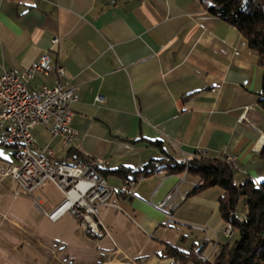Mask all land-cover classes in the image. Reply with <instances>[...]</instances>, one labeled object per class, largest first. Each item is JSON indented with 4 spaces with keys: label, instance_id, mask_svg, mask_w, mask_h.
<instances>
[{
    "label": "crops",
    "instance_id": "obj_1",
    "mask_svg": "<svg viewBox=\"0 0 264 264\" xmlns=\"http://www.w3.org/2000/svg\"><path fill=\"white\" fill-rule=\"evenodd\" d=\"M209 3L0 0V75L21 73L47 53L63 75L54 70L47 76L37 74L30 91L52 87L57 80L74 89L70 124L76 138L64 147L38 124L31 131L34 153L51 147L53 164L70 162V149L108 161L105 177L115 191L113 205L100 211L109 236L97 238L79 228L71 231L79 239L76 245L62 246L52 239L48 244L39 240L43 236L36 228L47 218L44 212L58 203L46 202L39 188L33 195L41 201V210L34 206L37 217L13 211L5 195H13L16 184L6 179L0 183V263L9 253L17 255L7 258L13 264H109L112 256L144 264L160 256L166 245L199 249L212 257L215 243L230 239L223 234L226 222L218 212L222 188L191 194L196 178L155 171L137 179L132 194L125 195L119 192L124 177L113 173L139 171L165 154L180 159L203 153L234 157L237 184L264 179V110L259 107L263 70L247 39L211 14ZM245 111L247 120L240 121ZM12 156L11 146L0 141V169L13 162ZM176 184L189 195L184 202H174L170 219L156 205ZM130 230L146 238L134 256ZM198 234L205 236L200 244L191 240ZM122 235L129 238L125 246ZM155 236L157 243L150 240ZM107 239L112 249L101 246ZM87 241L95 251L87 249Z\"/></svg>",
    "mask_w": 264,
    "mask_h": 264
},
{
    "label": "built area",
    "instance_id": "obj_2",
    "mask_svg": "<svg viewBox=\"0 0 264 264\" xmlns=\"http://www.w3.org/2000/svg\"><path fill=\"white\" fill-rule=\"evenodd\" d=\"M53 70L58 76L63 75V68L53 65L46 53L37 63L21 73L5 72L0 75V141L11 146L13 150V162L0 169V182L5 178L11 179L16 184L14 199L22 196L32 197L37 209L41 208V201L33 196L34 193L46 183H52L62 193L63 199L51 210L44 212L47 218L56 222L63 215L69 214L78 221L82 231H90L97 238H103L109 236V233L100 219V211L103 207L113 205L111 199L115 193L102 174L108 167V161L87 158L53 164L50 161L54 157L51 147L45 146L34 153L35 142L31 131L38 124L44 125L52 137L60 138L64 147L77 136V131L70 124L73 114L70 106L75 99L73 88H64L57 80L52 87L44 85L37 91L29 89V84L37 74L47 76ZM98 100L103 98L98 97ZM245 113L246 111L240 121L247 120ZM224 159L235 168L234 157L224 156ZM179 161L186 166L188 164L186 157L180 158ZM153 164L157 166L158 162ZM184 175L186 171L182 176ZM179 181H184V177ZM135 182L134 178H125L119 192L131 195ZM178 184L156 205L158 209L165 211L170 219L174 202H184L189 195V192L181 193ZM200 184L202 181L196 183ZM203 231L205 234L208 232L207 228ZM214 234L216 235V232ZM223 234L226 238L233 236L230 223L224 226ZM207 241L209 240L206 238ZM215 247L218 253L220 246L215 243ZM191 252L200 261L210 259V255L197 249ZM158 263L179 264L173 257H154L144 264Z\"/></svg>",
    "mask_w": 264,
    "mask_h": 264
},
{
    "label": "trees",
    "instance_id": "obj_3",
    "mask_svg": "<svg viewBox=\"0 0 264 264\" xmlns=\"http://www.w3.org/2000/svg\"><path fill=\"white\" fill-rule=\"evenodd\" d=\"M209 1L210 5L206 6L208 11L236 27L247 39L249 47L258 55V63L263 70L259 107L264 110V0ZM66 155V158H71L70 162L87 159L72 149ZM261 156L264 158V149ZM224 160V157H209L197 153L188 158L186 166L178 158L165 154L157 160V166L149 162L139 171L119 169L113 172L124 179L137 180L155 171H163L169 175H183L186 171V175L202 181V184L194 187L191 194L215 186L223 189V196L218 201V212L224 222L230 223L237 232V238L219 243V252L207 261H200L192 255L193 249L183 251L169 245L165 246V250L158 257H173L180 264H188L190 261L193 264H264V179L258 184L249 179L237 184L235 168ZM105 171H102L104 176L107 174ZM240 200L245 201L246 205V214L242 218L236 214Z\"/></svg>",
    "mask_w": 264,
    "mask_h": 264
},
{
    "label": "rangeland",
    "instance_id": "obj_4",
    "mask_svg": "<svg viewBox=\"0 0 264 264\" xmlns=\"http://www.w3.org/2000/svg\"><path fill=\"white\" fill-rule=\"evenodd\" d=\"M6 179H9V178H5L3 181H5ZM2 182H0V183H2ZM40 189L41 190L39 192L41 194L39 196L44 198L46 202H49V204L60 203V201H62V199H63V195H61L62 193L55 186H53L52 183L48 182L44 186H42ZM39 192H36L35 196ZM5 198H6L7 202H9L12 205L13 211L16 210L19 213L31 214V215H34L35 217H37L40 214L36 210V208L34 207V203L28 197H19L17 200L13 201L12 193H7L5 195ZM243 204H244L243 200H240V202L238 203L237 208H236V211H237L236 214L240 218H242V215H243ZM47 205H48V203L44 204L42 207L46 208ZM36 228L38 230V233L41 236H43V237H39L38 239L44 241L46 244H48L51 239L54 240V242H58L62 246H66V245H70V244L71 245H76L74 243L79 241V239L76 238V236H72V234H71L72 233L71 231L79 229L78 221L74 217L69 215V214L63 215L55 223L48 221L47 218L44 217L42 219V221H40L36 225ZM223 229L224 228H222V230ZM130 233L132 235L133 234L135 235V237H134L135 241L133 242V247L136 248V249H135L134 253L129 251L130 255L134 256L135 252L137 250H140V248H141L140 246L144 242V239H146V238H144V236L142 237L141 234H137V233H135L132 230H130ZM111 235L114 236L113 233H111ZM157 236H158V234H157ZM157 236H155L156 239H151L150 238V240L153 243H157L158 242L157 238H159ZM237 236H238L237 232H235L233 230V236L229 240H234L235 238H237ZM203 237H205L203 234H198L196 237L191 238V240H194L195 242L200 244L201 240H203ZM114 238H116V237L114 236ZM109 239H107V242L106 241L102 242L101 246H103V249H112L113 248V246L109 242ZM120 239H121V244H123V245L127 244L128 240H129V238L127 236H125V235H122V237L120 236ZM62 246H60V247H62ZM86 247L89 250L95 251L93 243H91L89 241H87ZM147 251L148 250L146 249L145 254H147ZM216 253H217V251H215L214 254L216 255ZM9 256L13 257V258L17 257V255H15V254L11 255V254L8 253L5 258L1 259L2 263L13 264V263H10V262H13V261H9V259H7ZM213 257H214V255L212 257H210V259H212ZM115 258H117L118 260H116ZM159 258L160 259H164V258H161V257H159ZM168 258H170V257H168ZM10 260H11V258H10ZM176 260L180 264V261L178 259H176ZM108 261H109V264H118V262H120V261H121V264L122 263L123 264H127V263L133 264L131 262H128V260H124L123 258H119V257H116V256L115 257L112 256V257L108 258ZM188 264H193V262L190 261Z\"/></svg>",
    "mask_w": 264,
    "mask_h": 264
}]
</instances>
